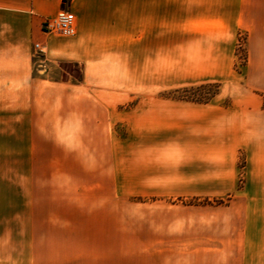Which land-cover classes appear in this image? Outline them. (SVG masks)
Here are the masks:
<instances>
[{
  "label": "rangeland",
  "instance_id": "rangeland-1",
  "mask_svg": "<svg viewBox=\"0 0 264 264\" xmlns=\"http://www.w3.org/2000/svg\"><path fill=\"white\" fill-rule=\"evenodd\" d=\"M70 1L61 9L71 11ZM165 1L166 21L188 12L171 6L179 0ZM181 38L166 35L163 80L150 76L147 90L112 83L69 91L119 112L90 134L70 117L50 118L45 132L39 122L12 120V105L0 106V264H237L245 146L264 144V81L254 78L250 54L260 37L250 41V29L240 28L234 64L223 74H204L205 42ZM32 50L37 59L47 54L40 41ZM61 67L66 79L82 80L77 64ZM205 84L215 86L190 90Z\"/></svg>",
  "mask_w": 264,
  "mask_h": 264
},
{
  "label": "crops",
  "instance_id": "crops-1",
  "mask_svg": "<svg viewBox=\"0 0 264 264\" xmlns=\"http://www.w3.org/2000/svg\"><path fill=\"white\" fill-rule=\"evenodd\" d=\"M172 2L174 9L188 12L174 13L166 21L165 0H71L68 8L77 17V32L65 37L44 33L41 27L42 18L55 16L64 0H0V106L12 105L17 115L12 120L39 122L45 132L50 118L70 117L90 134L108 121L109 112L117 117L118 110L114 105L102 107L99 97L73 98L69 91L100 90L112 83L123 84L128 93L133 88L147 90L150 76L163 80L167 34L175 41L182 36L183 41L206 43L207 54L200 63L210 68L204 74L229 73L238 31L245 26L250 41L260 37L259 47L250 54L254 78L264 81V0ZM34 41L45 45V57H34ZM63 63L77 64L82 80L66 79ZM40 105L61 108L56 115L47 114L38 110ZM69 105L70 112L63 108ZM37 126L30 125L29 130L37 132ZM245 147L250 157L236 262L264 264V144L251 142ZM254 153L260 154L254 158Z\"/></svg>",
  "mask_w": 264,
  "mask_h": 264
},
{
  "label": "built area",
  "instance_id": "built-area-1",
  "mask_svg": "<svg viewBox=\"0 0 264 264\" xmlns=\"http://www.w3.org/2000/svg\"><path fill=\"white\" fill-rule=\"evenodd\" d=\"M77 22L73 12L61 9L58 13L44 21V32L47 34H59L73 36L76 33ZM35 53L44 54V48L40 43L34 44Z\"/></svg>",
  "mask_w": 264,
  "mask_h": 264
},
{
  "label": "trees",
  "instance_id": "trees-1",
  "mask_svg": "<svg viewBox=\"0 0 264 264\" xmlns=\"http://www.w3.org/2000/svg\"><path fill=\"white\" fill-rule=\"evenodd\" d=\"M215 85H212V84H205V85H200L198 87H195V88H190V90H201V89H207V88H211V87H214ZM213 96H211V98H205V99H186L187 101H193V102H198V103H207L209 102L211 99H212Z\"/></svg>",
  "mask_w": 264,
  "mask_h": 264
}]
</instances>
